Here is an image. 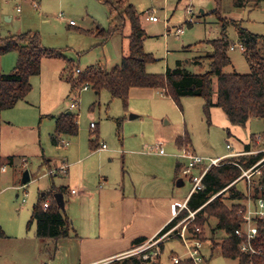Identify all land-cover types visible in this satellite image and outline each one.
<instances>
[{
    "label": "rangeland",
    "instance_id": "rangeland-1",
    "mask_svg": "<svg viewBox=\"0 0 264 264\" xmlns=\"http://www.w3.org/2000/svg\"><path fill=\"white\" fill-rule=\"evenodd\" d=\"M33 1L38 2V6ZM129 2L141 14L147 32L144 49L157 59L147 65V71L151 73H164L167 66L173 69L178 62L193 73L207 71L209 60H204L203 66L192 61L209 53L212 46L207 41L222 34L223 24L214 13L217 7L227 20L238 21L250 32L264 35V0L257 5L251 2L243 7H235L233 0ZM149 9L155 10L158 22L146 19ZM202 9L205 15L201 14ZM189 10H192L191 16L195 20L193 24L186 22ZM234 14L238 18H232L236 16ZM168 19L170 31L165 28ZM71 20L76 26L69 25ZM110 23L109 7L100 0H0V37L21 32L38 33L42 46L60 50L65 56L44 58L41 73L31 78L30 93L13 108L1 113V162L6 171L1 169L0 172V225L9 236L8 242L30 244L28 248L33 253L32 258L42 252L43 247L36 237V222L31 221L32 208L40 194L49 191L51 180L57 186L68 187L63 210L78 233L80 228L90 227L91 211L94 213L92 202H97V199L78 200V196H99L104 189L111 190L112 196H120L123 185L124 196H134L135 192L141 196H171L173 190L176 196H186L193 186L191 174L181 172L176 181L173 179L175 163L184 162L182 157H177L181 149L176 140L186 132L191 138L188 148L204 158L236 150H240V154L234 157L255 155L264 150V119L251 118L245 124L234 125L216 106L211 108L208 117L204 111L205 101L199 96L183 97L179 105L164 91L155 98H142L134 93L129 94L127 106H124L121 99H112L106 90L99 95L92 88L71 91V84L67 81L71 73L70 62H73L74 70L79 67L82 72L99 63L111 69L121 62V57L128 55V39L124 35L115 34L102 43L98 37L84 34L79 29L97 26L107 29ZM176 26H180L183 32L177 34ZM226 32L232 44L228 51L231 64L224 68V72L249 73V64L238 41L237 27L228 23ZM129 33L127 23L124 34ZM16 62V52L0 56V72L10 73ZM80 74L75 71L74 77ZM216 91L217 81L214 79V101ZM74 102L76 108H69ZM68 110L78 115L79 133L77 136L64 135L59 144H53L51 134L54 133L55 122L50 116ZM132 115L137 117L131 118ZM118 119L121 120L120 127ZM91 123L96 124V129L91 127ZM94 130L97 135H93ZM158 142L164 144L166 155L151 152ZM103 143L106 149L100 150L98 147ZM249 146L251 150L246 151ZM11 155H15V165L9 163ZM263 161L264 157L253 167ZM46 163H50L54 170L68 167L69 173L51 177ZM25 171L30 173L31 180L22 184ZM252 174L250 172V177L239 179L238 186L246 192H251L253 182L254 185L257 183L258 173ZM180 179H183V184L178 183ZM72 189L78 193L73 194ZM225 201L232 205V201ZM242 202L244 204L245 200ZM188 215L179 221H184L179 228L187 225ZM209 222L205 233L208 241L204 243L203 250L209 261L200 264H239L238 259L224 257L218 248L211 256V245L215 246L221 240L223 232H211L216 220L210 218ZM74 235L72 230L71 237L65 239L66 243L60 241V259L54 264L77 255L84 241H79ZM46 242L43 253L47 250L48 255L53 254L54 241L46 239ZM165 251V257L177 255L186 258V250L179 237L166 241ZM32 260L28 264H38L36 259L35 262ZM167 262L174 264L170 260Z\"/></svg>",
    "mask_w": 264,
    "mask_h": 264
},
{
    "label": "trees",
    "instance_id": "trees-1",
    "mask_svg": "<svg viewBox=\"0 0 264 264\" xmlns=\"http://www.w3.org/2000/svg\"><path fill=\"white\" fill-rule=\"evenodd\" d=\"M108 5L111 16L109 28L97 26L93 29H80V32L98 37L102 43L107 42L115 34H122L128 39V55L121 58V62L111 69H107L101 63L89 66L85 71H80L74 77L76 70L73 62H70L71 73L67 81L71 84V91L79 90L85 85L92 88L97 95L106 90L112 99L119 98L127 106V100L132 88H156L163 90L177 104L183 97L199 96L205 101L204 111L209 117L212 107H220L227 115L230 123L234 125L245 124L251 118L264 119V35L254 34L241 26L238 21L227 20L220 15L219 8L214 10L223 24L222 34L217 39L207 41L212 50L202 56L193 59V63L203 66L204 60H209V69L201 73H193L177 63L175 68H167L164 73H151L147 71L149 63L157 61L152 53L146 52L144 42L147 37L146 29L142 24L141 14L129 0H100ZM263 0H233L235 7H243L248 3L257 5ZM129 23L130 33L125 35L124 29ZM237 27L238 41L243 46L246 60L250 67L247 74L225 73L224 68L231 64L229 48L231 41L227 36V24ZM201 43V42H200ZM17 53V62L10 73L0 72V172L3 166L1 162V113L13 108L20 100L32 90L31 78L41 73L44 58H65L60 50H54L42 46L38 33L21 32L5 38L0 37V56ZM214 79L217 81L216 100L213 99ZM118 126L121 120L118 119ZM97 126H95L96 129ZM79 132L78 115L70 112L63 113L56 118L54 133L51 135L53 144H59L62 136H76ZM93 135H97L93 131ZM97 139H94V141ZM182 150L189 149L191 138L186 132L176 140ZM96 142L92 144L95 146ZM250 146L246 151H250ZM264 157V151L258 154L241 155L219 165H212L203 178L204 189L191 194L187 201V208L183 209L164 229L157 234L161 236L175 226L191 211H196L194 220L188 224L186 234L189 238L200 239L203 243L208 241L206 227H209L210 218L216 220L211 232H223L221 240L216 242L211 249V256L218 248L221 254L230 259H238L239 264H264V219L258 223V234L252 245L261 254H251L242 251L243 237L236 234L243 224L239 209L243 206V200L247 192L238 186L236 181L242 171L256 165ZM14 157L9 156V163L13 164ZM187 166V164H186ZM185 166V167H186ZM241 166V167H240ZM183 166L178 165V172H183ZM196 166V172H199ZM192 169V173L194 170ZM258 170V171H257ZM258 173L257 183L251 189L254 199L264 197V161L251 170ZM67 186H52L44 196H40L33 205L31 221L36 222V235L40 239L57 241L71 236L72 223L65 211L57 204L54 194L67 193ZM228 196H225V195ZM216 195V196H215ZM215 196V198H213ZM213 198V199H212ZM49 200V207H44V202ZM225 200L232 201L229 206ZM200 231L196 232L195 228ZM181 228H176L170 236L161 241L158 246L159 254L154 260H143L137 256H130L111 264H164L161 253L165 248V242L176 237L181 239ZM6 234L0 225V238ZM147 241L146 237H139L133 241V247H138ZM177 256V255H174ZM210 256V257H211ZM173 260V259H172ZM208 258H205V261ZM177 264H194L190 259L182 258Z\"/></svg>",
    "mask_w": 264,
    "mask_h": 264
},
{
    "label": "crops",
    "instance_id": "crops-1",
    "mask_svg": "<svg viewBox=\"0 0 264 264\" xmlns=\"http://www.w3.org/2000/svg\"><path fill=\"white\" fill-rule=\"evenodd\" d=\"M33 3L35 6H38L37 5L38 2L36 3L35 1H33ZM201 14L205 15V10L202 9ZM151 15L156 16L155 10L149 9L146 15V19L148 16H151ZM236 17L238 18V15L232 18H236ZM158 21H159V17L157 21H153V22H158ZM194 21L190 22L187 20L186 22L188 24H193ZM69 25L74 27L76 26V23L72 25L69 22ZM165 28L167 31H170L171 29V26L169 25V19L167 20V24L165 25ZM175 28H176L175 30L177 34L182 32V29L180 26H176ZM168 67L169 66H167V68ZM161 92H163V90L156 89V88H132L129 94L133 95L135 93L138 96H143L142 98H147L146 96L155 98V96L158 94H161ZM71 104L69 105V108H71ZM71 109H74V108H71ZM69 112H73V111L68 110L65 113H69ZM63 113L64 112H61L57 115H53L50 117H52V119L55 122L56 118ZM2 126L3 125L1 124V128ZM1 146H2V142H1ZM98 148L100 150L106 149V148H102V145ZM151 150H152L151 152H153V154H156V155L164 156L167 154L164 150V144H161L159 142L157 143L156 146L152 147ZM239 151L240 150H236L234 152H239ZM192 152L194 154H197L194 151ZM180 153L177 155V157L179 158H181ZM230 153L232 152L225 153V154H222L216 157H209V158H219V157L226 156ZM11 156L14 157L13 165H15L16 164L15 155H11ZM181 159H183L184 162L178 161L174 165V174H175L173 177L174 181L177 180L178 176L181 173V172H178L179 170L178 165L181 164V166H183L182 169L184 170L187 164L186 159L184 158H181ZM46 165L48 168V174L51 177H53L54 175L66 176L67 173H69L68 167H65V169H63L64 168L63 167V168H58L57 170H54L51 167L50 163L48 164L46 163ZM1 169L3 171H6L5 166H2ZM62 171L64 172V174H62ZM30 180H31V176H30ZM178 183L183 184V179H180ZM53 185L56 186L57 188L62 186V185L57 186L51 180V184L48 188L51 189ZM191 189L186 196H176L175 195L176 192H174L175 190H173V193L171 196H150V195L141 196V194L139 193L138 195L137 192L134 193V196H124V185H123L120 196H114V195L112 196L111 190L109 189H104L105 191L104 190L101 191L99 196H78L77 197L78 200L87 198L93 201L97 199L96 204L95 202L94 204L92 202L94 213L93 211H91L92 214H91L89 228L87 226H85V228L84 227L80 228V230L77 233V230L74 229V227H72V230L74 231V234H75L74 237L81 242L83 240L84 243L81 246V249L77 252V255L73 256L68 261L61 260L62 262H60L59 264H92V263L108 260L110 258H114L116 256L129 252L130 250L134 249L133 241L136 238L146 237L147 241L150 240L151 238L159 234L164 229V227L168 225L175 218L176 212L185 203L187 204V201L189 197L191 196ZM73 191H75V189L71 190L73 194L78 193L77 191L75 192ZM143 191L145 192V190ZM117 193H119V190ZM45 194L46 192L44 191L42 194H40V196H44ZM64 201H65V195H64ZM71 223L73 226V221H71ZM70 237L71 236L61 238L57 241H54L55 249H54L53 254H50V255H48V253L46 252L47 250L44 251L45 254L43 253V250L46 249L44 248V246L46 247V244H47L46 240L40 239L37 237L43 244V247L41 249L42 252L37 254L35 258L34 257L32 258L33 253L29 251V248H28L30 246L29 243H26V244L25 242H11L10 243L7 241L9 236L6 235V237L0 238V264H28L29 262L32 263L33 261L32 259H34V262L36 259L38 264H54V261H57L58 259H60L58 256V250L60 249L59 245L61 243L60 241H65L62 243H66L67 240L65 239H69ZM68 241H71V240H68ZM87 242L89 243L87 244ZM165 247H166V242H165ZM165 252L166 251L164 248L163 252L161 253V259L163 263L168 264L169 262H167V260H170V262L174 263L172 260L173 255L171 257H165L164 256Z\"/></svg>",
    "mask_w": 264,
    "mask_h": 264
},
{
    "label": "built area",
    "instance_id": "built-area-1",
    "mask_svg": "<svg viewBox=\"0 0 264 264\" xmlns=\"http://www.w3.org/2000/svg\"><path fill=\"white\" fill-rule=\"evenodd\" d=\"M192 10H189L188 13H190V16L188 18V21L192 22L194 21L193 16H191ZM61 18L62 15H59ZM148 20L151 21H157L158 17L156 16H148ZM70 23L73 25L75 24L74 21H70ZM183 32V30H182ZM241 45V44H240ZM243 48V46L241 45ZM81 70L77 69L76 72L79 73ZM89 86L85 85L83 89H88ZM77 104L76 102L71 104V108H76ZM96 124L91 123V127L95 128ZM230 148V146L228 145ZM102 148H106V144H102ZM264 151V150H263ZM240 152L235 153L232 152L226 156L219 157V158H204L202 156H199L197 154H194L192 151L184 149L180 153V157L184 158L187 160V166L184 168L183 173L185 175L191 174V182L193 184L192 189H191V194L194 192L201 191L204 189V183H203V178L205 174L207 173L208 169L212 165H219L222 162H224L227 158L234 157L236 155H239ZM198 166L199 172L192 173V169L194 167ZM241 167V166H240ZM254 167L246 170L244 174H242L236 181L239 179L247 176L250 177V172ZM75 192V191H73ZM26 196V195H25ZM216 196V195H215ZM214 198V197H213ZM25 201V198L23 199ZM44 207L47 208L49 207V200H46L44 202ZM187 208V204L185 203L175 214V217L180 214V212L183 209ZM196 211H191L186 218L187 225H185L182 230H181V241L185 247V257L187 259H190L194 264H200L201 262L205 261V254H204V243L197 238H189L188 235L186 234V229L189 223H191L194 218ZM239 214L242 215L243 218V224L240 229L236 230V234L240 237H243L245 240H243L241 244L242 251L251 253V254H261V250H257L256 248L253 247L252 242L256 238L258 234V223L260 220L264 219V197H258L257 199H254L252 197V194L250 191H247V197L245 199V202L243 206L239 209ZM185 220V221H186ZM182 221L181 223H183ZM180 222L177 223L175 226H173L171 229L166 231L164 234L161 236H155L151 238L150 240L144 242L142 245L130 250L129 252L116 256L114 258H110L108 260L92 263V264H111L114 261L122 260L124 258L130 257V256H137L140 259L143 260H154L157 254H159L160 249L158 244L166 239L170 234L180 226ZM196 232L200 231L199 227L195 228ZM173 262L175 264L179 263L182 257L180 256H173L172 257Z\"/></svg>",
    "mask_w": 264,
    "mask_h": 264
},
{
    "label": "water",
    "instance_id": "water-1",
    "mask_svg": "<svg viewBox=\"0 0 264 264\" xmlns=\"http://www.w3.org/2000/svg\"><path fill=\"white\" fill-rule=\"evenodd\" d=\"M70 113V112H69ZM136 117L135 115H132L131 118ZM259 165V164H258ZM30 181V173L28 171H25L23 174V177L21 179L22 184H26ZM55 200L57 204L64 209L65 207V201H64V194L62 192H56L54 194Z\"/></svg>",
    "mask_w": 264,
    "mask_h": 264
}]
</instances>
